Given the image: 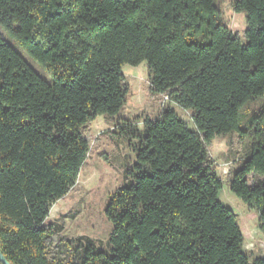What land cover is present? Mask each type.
<instances>
[{"label":"trees","instance_id":"trees-1","mask_svg":"<svg viewBox=\"0 0 264 264\" xmlns=\"http://www.w3.org/2000/svg\"><path fill=\"white\" fill-rule=\"evenodd\" d=\"M245 43L214 0H0V254L8 264H264L243 252L208 148L239 133V110L264 98V0H233ZM147 66L151 92L192 113L143 121L129 181L112 194L107 249L57 240L50 208L73 189L91 124L125 105L123 66ZM131 123L119 136L135 137ZM249 155L228 188L264 235V107L247 119ZM1 264V263H0Z\"/></svg>","mask_w":264,"mask_h":264},{"label":"rangeland","instance_id":"rangeland-1","mask_svg":"<svg viewBox=\"0 0 264 264\" xmlns=\"http://www.w3.org/2000/svg\"><path fill=\"white\" fill-rule=\"evenodd\" d=\"M233 0H214V6L220 13L221 23L228 28L232 36L243 38L246 30L244 14H235ZM0 37L22 57L26 64L42 79L48 77L13 41L1 32ZM121 73L127 87L126 102L120 113L114 118L99 117L89 129L90 151L82 166L73 189L49 210L45 226L55 229L57 240L74 242L79 238L91 240L99 249H107V241L112 225L105 216V209L112 194L129 181L127 171L135 163L134 147L143 136V121L157 118L164 110L173 111L180 120L192 130V113L179 109L162 95L151 92L147 66H123ZM264 107V98L244 104L239 110V133L232 136L216 137L209 146V156L214 162L216 173L223 188L218 201L230 209L236 216L243 234V252L252 261L264 259V235L258 230L257 213L239 201L228 188V182L249 155L252 140L243 135L247 119ZM131 123L129 131L135 137L119 136L120 129ZM248 154V155H247ZM248 184L264 178H247Z\"/></svg>","mask_w":264,"mask_h":264},{"label":"water","instance_id":"water-1","mask_svg":"<svg viewBox=\"0 0 264 264\" xmlns=\"http://www.w3.org/2000/svg\"><path fill=\"white\" fill-rule=\"evenodd\" d=\"M0 263H1V264H8V263L4 260V258L1 256V254H0Z\"/></svg>","mask_w":264,"mask_h":264}]
</instances>
